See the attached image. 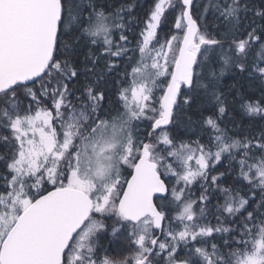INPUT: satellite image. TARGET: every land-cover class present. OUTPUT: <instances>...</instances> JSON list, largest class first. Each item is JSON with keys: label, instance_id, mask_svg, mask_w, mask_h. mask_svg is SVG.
<instances>
[{"label": "snow or ice", "instance_id": "snow-or-ice-1", "mask_svg": "<svg viewBox=\"0 0 264 264\" xmlns=\"http://www.w3.org/2000/svg\"><path fill=\"white\" fill-rule=\"evenodd\" d=\"M133 9L0 0V264H264V0Z\"/></svg>", "mask_w": 264, "mask_h": 264}, {"label": "trees", "instance_id": "trees-1", "mask_svg": "<svg viewBox=\"0 0 264 264\" xmlns=\"http://www.w3.org/2000/svg\"><path fill=\"white\" fill-rule=\"evenodd\" d=\"M121 3H129L134 5L133 9V15H139L143 16L144 11H146L147 7L151 4V0H120ZM170 19L172 17L170 16ZM133 27L136 29V32L138 33L139 28L136 25H133ZM171 27V25H165L160 29V36L163 38L164 34L168 32V29ZM170 34V33H169ZM130 39H131V33ZM134 43V41H133ZM121 70L123 71V65L121 66ZM130 71V68L128 69ZM223 82L225 84L231 83V74L230 73H225V76L222 78ZM159 93H157L158 95ZM116 97L113 95V100H115ZM107 103V102H105ZM193 119H195V116L193 115ZM187 124V116H180L177 122L171 126V131L173 134L179 136L180 139L184 140H196L198 138H201V133L200 129L198 126L193 125L192 128H187L185 125ZM202 142H207V136L204 135L202 138ZM193 191L198 194L199 191V184L195 185L193 188ZM215 223V221H213ZM118 245L113 244L112 246V251H118Z\"/></svg>", "mask_w": 264, "mask_h": 264}]
</instances>
